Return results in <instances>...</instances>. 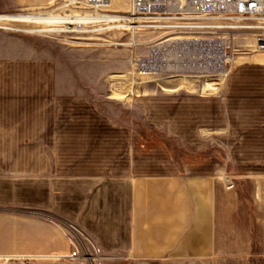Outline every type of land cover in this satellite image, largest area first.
Returning a JSON list of instances; mask_svg holds the SVG:
<instances>
[{"label": "rangeland", "instance_id": "rangeland-1", "mask_svg": "<svg viewBox=\"0 0 264 264\" xmlns=\"http://www.w3.org/2000/svg\"><path fill=\"white\" fill-rule=\"evenodd\" d=\"M109 9L123 13L127 9V0H110ZM80 12H90L82 0H0V14L78 15ZM242 24L247 23L243 21ZM25 25L0 22V57L13 50L22 54L34 51L50 58L56 68L62 98L77 100L76 103L71 101L66 109L62 105V130H82L79 121L85 118V131L108 134V140L103 141L108 144L107 148L96 146L98 141L93 140L86 142L93 146L85 150V141L67 140L62 149L67 156H62L60 173L26 174L5 171V166H0V199L28 201L19 204L18 207L23 208L15 209L10 203H2L0 213L14 210L27 216L30 222L55 228L67 245L68 258L63 259L68 260V264H161L131 259L117 244L105 242L100 246L94 243L68 218V203L61 205L65 215H59L53 213V204L41 202V199H86L95 190L92 180L101 175L106 176L104 185H110L122 177L197 174V171L208 170L212 164L219 163L223 187L233 182L245 199L264 198V189L258 187L259 181L264 180V155L245 154L255 144H260L264 151V52L254 51L252 33L245 30L230 33L232 57L222 75L170 77L141 74L132 64L133 59L145 54L148 41L157 37L160 31L137 33L136 41L141 44L133 48L128 44L130 35L127 32H87L82 27L65 24L59 28H63V32L30 34L23 31L28 27ZM183 78L189 84H181L179 81ZM193 118H198L201 125L195 127L194 133L182 132V127L195 126L185 123ZM229 122L237 130L236 139L231 140L233 153L227 149L213 157L187 153L188 150L197 151L200 146L203 149L207 144L197 139V129L220 132L218 142L221 146L230 142L222 138ZM253 123H257L256 139H252L254 134L250 129L245 131L246 126L251 128ZM138 125L146 130L148 127L159 129L162 139L153 140L154 145L150 147L141 146V141L134 145ZM164 134L171 138L164 139ZM70 143L82 146L84 154L68 156ZM94 152H99L98 156L102 155L103 159L107 157V171L92 169L99 167L96 163L100 161L90 155ZM74 166L82 170H70ZM113 186L111 189L116 190V185ZM98 224L93 225L97 234L108 230L124 231L122 227L111 226L109 229ZM186 263L196 264L194 261ZM216 264L241 262L222 258Z\"/></svg>", "mask_w": 264, "mask_h": 264}, {"label": "crops", "instance_id": "crops-1", "mask_svg": "<svg viewBox=\"0 0 264 264\" xmlns=\"http://www.w3.org/2000/svg\"><path fill=\"white\" fill-rule=\"evenodd\" d=\"M71 101L76 103L77 100H66L61 96L56 68L50 58L34 51L22 54L13 50L0 57V166L4 165L5 171L26 174L60 173L62 156H67L62 153L67 140L85 143L96 140V146L107 148L108 144L103 141L108 140V134L85 131V118L79 121L82 130H62V105L66 109ZM243 103L248 104V101ZM193 119L185 123L195 126L182 127V132L194 133L195 127L201 125L198 118ZM256 125L253 123L251 128H245L254 134L252 139L257 138ZM147 129L138 125L134 145L138 141L143 147L154 145L152 141L159 138L161 131ZM207 131L196 130L197 139L207 144L194 152L188 150L189 155L213 157L226 149L233 153L231 140L236 139L237 130L231 122L222 137L230 142H224L223 147L218 142L220 132ZM163 136L164 139L171 138ZM84 145L85 150L93 146L91 143ZM69 148L70 157L84 154L82 146L70 143ZM249 150L245 151L246 155H264L260 144ZM90 155L100 159L96 163L99 167H93V170H108L107 157L98 156L99 152ZM70 170L82 168L74 166ZM197 172L186 176L122 177L112 185H104L106 176L101 175L92 180L95 190L86 199H41V202L53 204V213L59 215H65L61 205L68 203V218L94 243L120 245V250L134 260L161 264H187L189 261L216 264L222 258H228L241 264H264V198L245 199L233 182L227 185L228 189L223 187L219 163ZM113 185L116 190L111 189ZM258 187L264 189V180L259 181ZM2 203H10L15 209L23 208L18 207L19 204L28 201L0 199ZM98 222L101 228L116 226L124 231L108 230L97 234L93 225ZM0 223V264H20L22 260H28L29 264H68V260L63 259L68 258L67 245L55 228L30 222L27 216L14 210L0 213Z\"/></svg>", "mask_w": 264, "mask_h": 264}, {"label": "built area", "instance_id": "built-area-1", "mask_svg": "<svg viewBox=\"0 0 264 264\" xmlns=\"http://www.w3.org/2000/svg\"><path fill=\"white\" fill-rule=\"evenodd\" d=\"M82 3L90 12H80L86 20L73 25L87 32H127L135 48L137 33L160 31L132 61L141 74L220 76L232 57L228 37L240 30L253 34L254 51L264 52V0H127L123 13L111 11L110 0Z\"/></svg>", "mask_w": 264, "mask_h": 264}, {"label": "bare ground", "instance_id": "bare-ground-1", "mask_svg": "<svg viewBox=\"0 0 264 264\" xmlns=\"http://www.w3.org/2000/svg\"><path fill=\"white\" fill-rule=\"evenodd\" d=\"M84 20H86V18L78 17L75 14L73 15L72 14L71 15L69 14L53 15L52 13L0 14V22L10 23L11 25L15 23L26 24L28 27L23 31L26 33H30V34L63 32L64 31L62 30L63 28L59 29L60 26L65 25V24L73 25V24L84 23ZM30 25L32 26L30 27ZM179 82L183 85L189 84L187 80H184V78L183 80Z\"/></svg>", "mask_w": 264, "mask_h": 264}]
</instances>
